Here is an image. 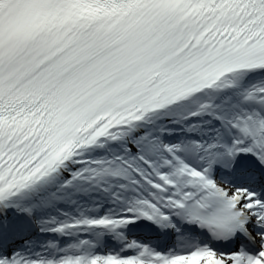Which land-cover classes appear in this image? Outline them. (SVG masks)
<instances>
[{"label": "snow or ice", "instance_id": "1", "mask_svg": "<svg viewBox=\"0 0 264 264\" xmlns=\"http://www.w3.org/2000/svg\"><path fill=\"white\" fill-rule=\"evenodd\" d=\"M0 264H264V0H0Z\"/></svg>", "mask_w": 264, "mask_h": 264}]
</instances>
